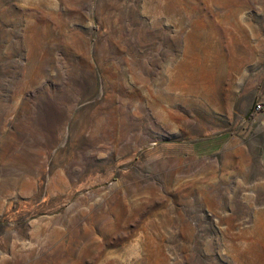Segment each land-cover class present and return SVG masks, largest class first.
Returning a JSON list of instances; mask_svg holds the SVG:
<instances>
[{"label":"rangeland","instance_id":"1","mask_svg":"<svg viewBox=\"0 0 264 264\" xmlns=\"http://www.w3.org/2000/svg\"><path fill=\"white\" fill-rule=\"evenodd\" d=\"M264 0H0V264H264Z\"/></svg>","mask_w":264,"mask_h":264},{"label":"built area","instance_id":"2","mask_svg":"<svg viewBox=\"0 0 264 264\" xmlns=\"http://www.w3.org/2000/svg\"><path fill=\"white\" fill-rule=\"evenodd\" d=\"M254 112H264V101H256L253 106Z\"/></svg>","mask_w":264,"mask_h":264}]
</instances>
